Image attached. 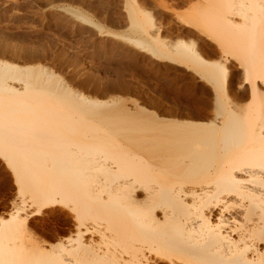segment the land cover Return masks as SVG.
<instances>
[{
  "label": "bare ground",
  "instance_id": "1",
  "mask_svg": "<svg viewBox=\"0 0 264 264\" xmlns=\"http://www.w3.org/2000/svg\"><path fill=\"white\" fill-rule=\"evenodd\" d=\"M199 1L181 17L196 40L166 41L131 1L128 26L142 52L201 77L207 113L170 119L0 59V159L16 187L0 264H264V0ZM57 210L64 222L38 237L32 221Z\"/></svg>",
  "mask_w": 264,
  "mask_h": 264
},
{
  "label": "rangeland",
  "instance_id": "2",
  "mask_svg": "<svg viewBox=\"0 0 264 264\" xmlns=\"http://www.w3.org/2000/svg\"><path fill=\"white\" fill-rule=\"evenodd\" d=\"M128 1L149 10L154 22L149 29L161 27L166 41L170 37L172 41L196 40L181 17L196 8L199 0H0V40L16 47L14 52L0 48V59L48 67L85 95L101 100L121 98L129 107L135 102L144 107L150 104L167 118L175 110L207 113L203 108L211 102V90L198 74L154 59L149 51L142 52L131 43ZM79 13L96 25L84 23ZM197 43L210 60L219 57L214 45ZM228 65L237 75L233 78L235 95L242 91L239 72L233 58ZM15 197L11 173L0 159V217L7 216ZM59 212L32 221L38 237L48 239L56 233L55 227L64 222Z\"/></svg>",
  "mask_w": 264,
  "mask_h": 264
}]
</instances>
